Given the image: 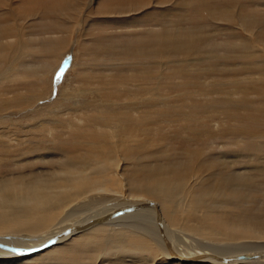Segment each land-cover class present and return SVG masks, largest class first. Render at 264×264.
I'll return each mask as SVG.
<instances>
[{"label":"bare ground","instance_id":"1","mask_svg":"<svg viewBox=\"0 0 264 264\" xmlns=\"http://www.w3.org/2000/svg\"><path fill=\"white\" fill-rule=\"evenodd\" d=\"M21 2L0 0V264H264L260 20L240 19L259 47L245 59L260 82L203 83L216 65L193 71L205 62L174 59L192 40L181 45L162 26L103 64L75 63L80 84L47 102L62 55L56 66L55 55L28 59L52 56L56 39L25 38L34 32L11 8ZM96 71L105 76L94 81ZM173 144L200 147L182 162Z\"/></svg>","mask_w":264,"mask_h":264},{"label":"rangeland","instance_id":"2","mask_svg":"<svg viewBox=\"0 0 264 264\" xmlns=\"http://www.w3.org/2000/svg\"><path fill=\"white\" fill-rule=\"evenodd\" d=\"M19 1L20 2L22 1L21 2L22 4L20 3L17 6L16 5L11 6V8L19 7L18 10L23 11L20 12L22 13L21 14L22 17L26 16L28 20L27 21L26 19L23 18L22 19L23 22H25L26 25L29 24V26L32 27V28L31 27L27 28V32L28 33L34 32L32 35L27 34L25 38L26 39L31 38L33 39V40L30 39L32 42H37V43L45 42L48 39L50 40L56 39L55 41L53 40V42L55 43L54 50L55 53L57 54L53 53V55L51 56L49 54L50 51H48L47 49H43L44 51L41 52L39 55L35 53V55H38V57L37 56L34 58L28 57V59L30 60L34 59L37 62V65L38 64L44 65L43 59L46 56L49 55L50 57H53L55 55L54 57H56L57 59L53 58L54 59L53 60L52 58H50L49 61L50 63L51 62L54 63L56 66L57 63H59V59L62 55V59H61L62 61L60 63V67L56 71V74L54 75V88L51 92V95L54 96L52 97L51 95L47 96V98L45 99L47 100L49 98L47 102L54 101L58 93L64 86L66 87L68 84H71L72 86H76L77 84H80L79 82L75 83L76 82L75 79H77L76 76L77 73L75 72H76V68H78V66L81 65L82 63L86 66L90 64L91 65L103 64L106 61L102 60L100 57L104 53H110L112 50L115 51L119 47L120 48L118 51H120L121 53V51L125 47H127V45L130 44V41H137L139 43L140 41L143 42L145 40L144 33L147 32L148 29L149 30L154 29L153 31H157L165 26L166 28H169L168 31L175 36V37L173 36L174 37L173 39H181L179 40L180 42H182L181 45L183 44L188 45L189 39L192 40L190 44H192L191 49L193 50L191 51L190 49L184 55L180 54L181 56L177 55L176 57H174V59H191L199 62L202 61L205 62L203 63L204 65H200L199 63L197 66H193L192 67L193 71L199 69L198 71L206 72L209 66L213 67L214 65H216V69L218 72H214L216 71V69L213 72L214 74L219 73L218 76L217 75L216 76L217 78L219 77L218 79L220 80H218L216 76L213 75L212 77H207L205 79H202L203 83L208 82V80L210 81L208 83H212L213 80L214 82L221 84V86L226 87L228 83L230 84L235 82L237 83V81L239 82L241 81V79L244 82L246 80H250L253 82H260L259 79H261L263 75V72L259 70L258 66L256 65L254 66L252 63H249L247 59H245L247 52L252 51V49L259 50V47L256 41H254L255 39L253 38V36L247 33V31H245L241 23L244 17H248V16L251 17L254 14L252 17L258 18L260 22L264 25L263 22L264 0L263 1L262 0H185V2L184 0L181 1L163 0L164 3L161 2L162 0L161 1L150 0L149 5H147L148 2L144 3V2H140L139 0H76V1L75 0H24V1L19 0ZM123 1L125 3L140 2L146 4L147 6L143 4L144 5L143 7L136 6V7H132V9H130L131 7L130 8L127 7L125 8V10L122 8L124 10L123 11L120 9L121 7L120 8L118 7L119 4H125ZM98 7L100 9H98ZM167 8L172 10L170 11ZM6 9H7L6 6L0 5L1 16L7 14ZM160 9L163 12L162 11L160 12ZM260 17H262L263 19H261ZM240 19L242 20L240 21ZM182 30L183 31L185 30L184 35ZM189 30L194 31V33L190 32ZM191 35H195V36H191ZM67 36L68 38H65ZM251 37L253 39H250ZM198 42H200L199 43L200 45L198 44ZM193 43H195L196 46L193 45ZM82 49H84L85 52ZM79 51L82 54L86 55V58L80 60L77 57ZM190 54L193 55L191 56ZM216 56H218L217 58L219 59L217 60H219L220 62L214 60ZM91 58L93 59L91 60ZM208 59L211 61H209ZM212 61H214L215 64ZM221 61L223 62L221 63ZM75 63H78L77 67H75ZM220 64H222V66H218ZM247 65L249 66L251 65V66L249 67ZM203 66L205 67L203 68ZM61 67H63L64 71L62 74H60V78L57 79V74L60 73ZM224 69L226 70L224 71ZM229 74L232 75V77L234 76L237 78H231V77L228 78ZM49 76H51V74ZM95 76L97 78H93L94 81L99 79L100 78L99 76L102 77L105 76V73L104 72L100 73L99 71L98 72L96 71ZM245 77L247 79H245ZM221 82H223V84ZM34 90H35L34 92H36V88ZM199 147L200 146H195L189 149L193 150L194 148L198 149ZM180 148L181 146H178V144H173L172 153L175 154L177 153L176 157L181 160L183 158L184 160L182 162H185V160L189 161V152L188 153L185 152V151H189V149L182 147L181 149L182 151H181ZM179 153L180 155H178ZM67 255L68 253H66V255L62 254V257H66ZM154 264H176V263H171L169 260L164 259V257H162L160 259H156Z\"/></svg>","mask_w":264,"mask_h":264},{"label":"snow or ice","instance_id":"3","mask_svg":"<svg viewBox=\"0 0 264 264\" xmlns=\"http://www.w3.org/2000/svg\"><path fill=\"white\" fill-rule=\"evenodd\" d=\"M64 71L63 67H61L60 69V73L57 74V79L60 78V74H62ZM4 245L3 244H0V248H3ZM12 252L14 253H17V254H23L24 252H27V251H36V249H11Z\"/></svg>","mask_w":264,"mask_h":264}]
</instances>
